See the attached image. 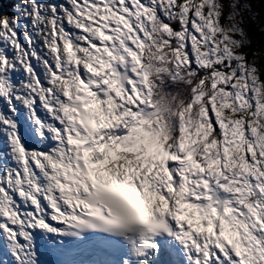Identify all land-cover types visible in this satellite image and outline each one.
Here are the masks:
<instances>
[{"label": "snow or ice", "instance_id": "1", "mask_svg": "<svg viewBox=\"0 0 264 264\" xmlns=\"http://www.w3.org/2000/svg\"><path fill=\"white\" fill-rule=\"evenodd\" d=\"M12 11L0 264H264V0Z\"/></svg>", "mask_w": 264, "mask_h": 264}, {"label": "trees", "instance_id": "2", "mask_svg": "<svg viewBox=\"0 0 264 264\" xmlns=\"http://www.w3.org/2000/svg\"><path fill=\"white\" fill-rule=\"evenodd\" d=\"M16 2L17 0H0V15H15V13L12 11V6Z\"/></svg>", "mask_w": 264, "mask_h": 264}]
</instances>
